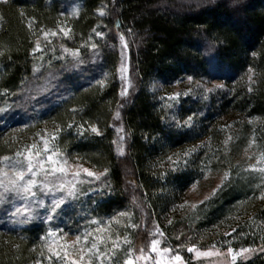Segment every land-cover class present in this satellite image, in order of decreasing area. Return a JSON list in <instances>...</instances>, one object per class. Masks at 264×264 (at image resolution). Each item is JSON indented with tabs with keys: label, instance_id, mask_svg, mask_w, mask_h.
I'll return each mask as SVG.
<instances>
[{
	"label": "trees",
	"instance_id": "1",
	"mask_svg": "<svg viewBox=\"0 0 264 264\" xmlns=\"http://www.w3.org/2000/svg\"><path fill=\"white\" fill-rule=\"evenodd\" d=\"M100 10L107 14L100 16ZM44 32L49 35L40 39ZM119 35L128 44L135 82L123 106ZM37 42L40 51H34ZM92 43L99 45L95 52ZM65 48L79 49L83 63ZM0 53V109L5 110L0 112V157L13 152L26 130L49 121L62 152L108 170L98 191L65 210L63 216L71 220L127 212L156 222L196 178V157L182 165L184 156H191L188 147L202 139L214 148L220 127L236 116L257 121L254 134L264 153V0H6L0 2ZM34 66L40 71L34 73ZM189 78L222 87L205 100L187 97L174 109L152 92L156 82L171 88ZM119 109L128 138L122 159L114 152L111 126ZM89 124L102 135L90 129L80 135L78 126L88 129ZM168 157L177 161L174 171ZM251 194L247 181H230L198 217L186 221L190 237L217 247L228 243L234 250L262 245L264 203L248 204L242 221L229 217ZM175 226L165 232L170 236ZM42 234L37 223L0 228V264H30ZM236 264H264V252Z\"/></svg>",
	"mask_w": 264,
	"mask_h": 264
},
{
	"label": "rangeland",
	"instance_id": "2",
	"mask_svg": "<svg viewBox=\"0 0 264 264\" xmlns=\"http://www.w3.org/2000/svg\"><path fill=\"white\" fill-rule=\"evenodd\" d=\"M40 36V39L45 37L44 34H41ZM121 63L122 51L121 41L119 39V66L117 69V78L120 83V105L123 106L129 102L131 96L135 92V82L131 76L128 61V49L123 51V65L125 68L123 73L124 79H121ZM129 83L131 84V87H127ZM217 85H220V83L214 80L190 81L187 79L186 81L174 85L171 88H163L158 82H156L153 86H151V89L152 92L156 94L158 101H162L167 105L172 104V107L168 108L174 109L173 107L176 108L183 100H186L187 97L188 99H192V101L205 100V97L211 96L215 92V90L218 88L216 87ZM126 87L127 95L122 97L121 92ZM208 89H211V91H208ZM186 92L188 93L187 96L184 95ZM174 93L181 94L179 101H168L166 98ZM118 111L120 112V109ZM115 114L111 122V126L114 131V141L116 142L113 143V146L116 156L119 159H122L126 155L128 138L122 126L121 118L115 119ZM235 118L236 120H230L229 123H225L220 127L222 134L218 145H216L214 148L212 147L214 150L209 147L207 140L202 139L197 140L188 147L190 148L189 151H191V156H184L183 160L186 161L187 159V163L184 162L182 165H188V161H193L191 160V157H196L198 160L196 178L191 186H189L188 189H186L180 195L177 203L171 208L170 213L165 215L162 214V216L159 217L156 222H154L151 218H148L146 215L144 216V214H142L140 220H138L137 216L130 215L127 212H123L125 213L124 216L119 215L121 213L120 212L101 220H94L90 218L86 219L84 217L71 220L63 216V213L66 209H68L69 206L76 203L79 199L87 197V195L98 191V185L101 181H93L91 184L84 183L79 185L77 197L75 199L69 198L67 203L63 206V211L51 223H47L43 219V217H45L47 214L45 210L38 209V215H36L29 224H42L43 234L41 236H43L50 227L54 228L59 226L60 228L64 229V232L68 233V235L58 239L57 243L59 247H57L56 250L61 253V257H63L64 251H68L69 257L67 260H63L57 259L53 256L52 260H49L47 258L49 253L46 249H41V244L44 242L40 240L38 255L30 264H37L38 261L40 264H70V261L74 259L75 256L72 254L71 248L64 249L63 245L65 243L72 245L74 237L77 234L83 233L85 231L92 233L93 236L104 237L105 239L109 236L118 238L120 249L117 251L115 256L117 264H122V261L126 255L125 250L127 249L131 250L133 257L140 255L139 250L141 248L145 249V255H149L148 247L150 246V242L153 238L159 239L161 241V244L158 246L159 248L168 247L172 249L171 252L164 254L163 256L165 264L168 258L172 255H175L176 253H179L182 256L184 264H231V258L227 256V248L230 247L228 243L221 244L220 247L215 246V249H213V245H208V239L203 240L202 238H191L190 233H188L186 230V223L191 221L190 219L193 217H198L199 212L205 210V208L208 206L209 200L216 197L219 192L225 189L226 185L230 181H247L248 185L251 187L252 193L247 199L248 203L238 204L239 207L237 209H233L232 213L229 215L232 220L239 222L245 219L246 207L248 204H250V207H254L264 203V199L259 198L261 191H264V189L258 188L256 186L260 183L261 174L258 172H252L250 170L245 171V169L249 168V165L256 164L257 159L262 154L260 145L254 134L257 121L242 116H236ZM249 121H251V123H249ZM121 128L123 131H119ZM19 130L23 131V129ZM55 132L56 130L51 126L49 121L42 122L40 125H37L36 128L30 131L26 130L24 132L26 136H21L19 138L17 141V146L8 156H12L17 150H22L26 145L36 144L39 149L43 150V141L48 140L49 149H56L60 154L59 159H68L70 164L78 163L92 171L101 172L99 169L87 164L80 158L70 156L68 153L62 152L61 149L55 144V139H51L53 135H56ZM41 133L44 134L43 138L40 135ZM121 136L125 138L123 141L120 139ZM229 137H231V139H229ZM205 144L207 145L204 146ZM121 147L123 148L122 155L119 152ZM207 155H209L210 158H206ZM204 157L206 158L205 161ZM177 159L179 160V158ZM172 161H176V159ZM172 161H170L169 164L173 170L176 168V165ZM225 173H229L227 179H225ZM217 188L219 190L216 191L215 195H213V190ZM47 202L50 203V198L47 200ZM17 203L18 206H23L21 202ZM181 205H183V207H181ZM192 205H196V207L193 208ZM5 207L10 208L11 205H5ZM250 218L251 216H249L247 219ZM92 221H96V223H92ZM169 221L176 225L170 236L169 233L167 234V232H165V227H169V225H171ZM29 224L13 223L12 219L4 211V208L0 207L1 229L19 230ZM96 229H99V231H96ZM135 232H137L136 237L134 236ZM161 232L163 233L162 236L160 235ZM110 243L111 242L109 241V246ZM193 244L201 251H215L218 249L220 251V255L197 256L194 252L190 253L187 251V247ZM262 247H264V243L262 245L252 247L254 252L238 257L236 263L238 261H246L252 258L254 255L264 252L261 251ZM103 250L108 251L109 249L104 248ZM41 251H43V256H41ZM150 255L155 257L156 253H151ZM104 264H109L107 257L104 258ZM137 264H154V260H138Z\"/></svg>",
	"mask_w": 264,
	"mask_h": 264
},
{
	"label": "snow or ice",
	"instance_id": "3",
	"mask_svg": "<svg viewBox=\"0 0 264 264\" xmlns=\"http://www.w3.org/2000/svg\"><path fill=\"white\" fill-rule=\"evenodd\" d=\"M0 2H6V0H0ZM107 13L104 10L99 11L100 16H105ZM43 31V30H41ZM61 32H64V35H68V31H65L64 28H60ZM70 31V30H69ZM95 35L97 37L103 38L104 33L101 31H96ZM131 31V30H129ZM45 37L49 35L48 32H44ZM50 35L56 36V32H51ZM91 39V37H90ZM121 41V51H122V63H121V79H124L123 73L125 71L123 65V51L128 48V44L123 35H119ZM51 41H49L50 43ZM91 49L95 52L99 45L97 43H92L90 45ZM40 44L37 42L34 51H40ZM71 52L73 58H76L78 63H83L82 59H79L81 56L79 49L69 50L64 49L65 53ZM3 55V53H0ZM62 59L63 57H57ZM40 68L34 66L33 72H39ZM251 71V69L249 70ZM191 81V78H189ZM249 80H252V77H249ZM98 84L103 86L104 81H97ZM127 87H131L129 83ZM127 87L121 92V96L127 95ZM216 87L220 88L222 85H217ZM211 91V89H208ZM249 92L252 91L251 88L248 89ZM180 93H174L169 95L166 99L168 101H179ZM185 96L188 93H184ZM206 98V97H205ZM168 107H172V104H169ZM5 111L0 109V112ZM73 111H76L73 109ZM121 113L119 111L115 114V119H120ZM192 117H188V121H185L186 124L190 127ZM251 123V121H249ZM177 126H181L177 122ZM69 128L72 127L71 124L68 125ZM80 129L79 134L83 135L84 131L90 129L91 133H94L97 136L102 135L99 128L94 124H89L88 129L84 128V125H79ZM123 131V129H119ZM43 138V133L40 134ZM51 139H56V136L53 135ZM121 141L125 138L120 137ZM231 139V137H229ZM113 143H116L113 141ZM43 150L39 149L36 144L26 145L22 150H17L12 156L5 155L0 157V207L4 208L6 214L12 219L13 223L19 224H29L38 215V209H44L47 213L43 219L47 223H51L55 220L60 213L63 211V206L67 203L68 199H75L79 191L78 186L84 183L91 184L93 181H100L101 177L107 176L108 170L105 169L101 172H95L90 170L87 167H83L81 164L72 163L70 164L68 159H59V152L56 149H49L48 140L43 141ZM120 154H123V148L119 149ZM187 155V153H186ZM55 157V158H54ZM169 161H172V157H168ZM174 164L177 161H172ZM187 163V161H185ZM175 170V169H173ZM258 172L261 174L260 183L256 186L258 188L264 189V153L260 155L257 159L256 164L249 165L248 169L245 171ZM229 173H225V179H227ZM219 189L213 190V195ZM50 198V203L47 200ZM260 199H264V191H261ZM207 199V198H206ZM17 202L22 203V207L18 206ZM5 205H11V207H5ZM183 207V205H181ZM193 208L196 205H192ZM119 215L124 216L125 213L121 212ZM96 223V221H92ZM171 223V221H169ZM99 231V229H96ZM235 231V229H233ZM230 235V233H227ZM68 233L64 232V229L56 226L54 228H49L43 236L39 239L44 243L41 244V249H46L49 253L48 259L52 260V257L57 259L67 260L69 257V252L64 251L63 257L61 253L57 251L59 247L57 241L60 238L67 236ZM162 236L163 233L161 232ZM178 238V237H177ZM110 243V246L108 242ZM161 244L159 239L153 238L148 247L149 255H145V249L141 248L140 255L133 257L131 250H125L126 255L122 261V264H137L138 260L148 261L149 259L154 260V264H165L163 260L164 254H167L172 251L168 247L159 248ZM183 247V245H182ZM64 249H72V254L75 256L74 259L70 261V264H104V258L107 257L109 264H117L115 256L117 251L120 249L118 238L112 236L107 237H96L92 233L85 231L83 233L77 234L74 237L73 244L69 245L65 243L63 245ZM104 248H108V251H104ZM215 249V245L212 246ZM187 251L190 253H195L197 256H211V255H220V251L217 249L215 251H201L194 244L187 247ZM261 251H264V247L261 248ZM254 252V249L251 247L241 248L239 251L234 250L232 247L227 248V256L231 258V264H236L237 258L245 256V254H251ZM156 253L155 257H152L150 254ZM41 256H43V251H41ZM37 264H40L38 261ZM166 264H184L183 258L179 253L172 255L168 258Z\"/></svg>",
	"mask_w": 264,
	"mask_h": 264
}]
</instances>
